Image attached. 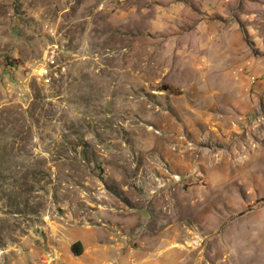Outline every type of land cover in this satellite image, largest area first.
<instances>
[{
  "label": "rangeland",
  "instance_id": "obj_1",
  "mask_svg": "<svg viewBox=\"0 0 264 264\" xmlns=\"http://www.w3.org/2000/svg\"><path fill=\"white\" fill-rule=\"evenodd\" d=\"M0 264H264V0H0Z\"/></svg>",
  "mask_w": 264,
  "mask_h": 264
},
{
  "label": "built area",
  "instance_id": "obj_2",
  "mask_svg": "<svg viewBox=\"0 0 264 264\" xmlns=\"http://www.w3.org/2000/svg\"><path fill=\"white\" fill-rule=\"evenodd\" d=\"M43 63L46 65L45 66L42 65L34 69L35 74L39 79H45L44 78L45 76L46 78L49 77L51 69H53V67H56L55 66L56 64L55 54H53L51 58H49V55H47Z\"/></svg>",
  "mask_w": 264,
  "mask_h": 264
},
{
  "label": "trees",
  "instance_id": "obj_3",
  "mask_svg": "<svg viewBox=\"0 0 264 264\" xmlns=\"http://www.w3.org/2000/svg\"><path fill=\"white\" fill-rule=\"evenodd\" d=\"M72 253L75 256H80L83 254V244L81 241L75 242L71 247Z\"/></svg>",
  "mask_w": 264,
  "mask_h": 264
}]
</instances>
